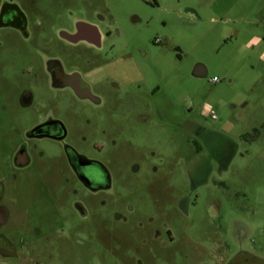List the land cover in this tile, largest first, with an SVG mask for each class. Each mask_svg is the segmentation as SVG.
<instances>
[{"label": "rangeland", "instance_id": "rangeland-1", "mask_svg": "<svg viewBox=\"0 0 264 264\" xmlns=\"http://www.w3.org/2000/svg\"><path fill=\"white\" fill-rule=\"evenodd\" d=\"M2 1L28 37L0 31V264L264 260V0ZM87 28L98 45L68 39ZM48 116L64 141L28 140ZM63 145L110 188L82 187Z\"/></svg>", "mask_w": 264, "mask_h": 264}, {"label": "flooded vegetation", "instance_id": "flooded-vegetation-1", "mask_svg": "<svg viewBox=\"0 0 264 264\" xmlns=\"http://www.w3.org/2000/svg\"><path fill=\"white\" fill-rule=\"evenodd\" d=\"M2 30H10L22 39L28 37L27 22L20 10L15 5L0 0V31ZM76 35L80 38L86 39L92 45L99 44L93 28H87L85 31H80L79 35L78 33ZM72 37L74 36L68 37V39L71 41L78 40V37L75 36L76 39H72ZM49 72L55 85H58L59 87H69L79 96V98L92 100L89 88L80 80L77 74L65 75L61 70L59 63L55 60L51 61ZM139 80V78L134 80L137 88H140ZM157 90L158 87L156 86L151 88L150 92L154 94ZM94 101L96 102L95 99ZM26 137L28 140L39 141L41 139H49L61 144L66 138V131L61 122L48 116L45 117L42 122L28 130ZM63 152L69 168L82 187L91 193L104 191L110 188V175L102 163L77 154L66 145H63ZM12 164L15 168L20 169L29 164V158L24 146L17 149L13 154ZM75 207L81 217H86V212L81 204L78 203ZM114 217L115 220L125 222V218H121L120 215L116 214ZM158 236L159 232L156 231L155 237ZM4 240L6 243L3 245L7 247L9 251L13 249L12 244L8 240ZM226 264H264V260L253 256L250 253H244L241 251L236 253L231 259L226 260Z\"/></svg>", "mask_w": 264, "mask_h": 264}, {"label": "crops", "instance_id": "crops-1", "mask_svg": "<svg viewBox=\"0 0 264 264\" xmlns=\"http://www.w3.org/2000/svg\"><path fill=\"white\" fill-rule=\"evenodd\" d=\"M263 38H264V37H263ZM260 40H261L260 38L255 37V38L252 40V43H253V44H258ZM263 40H264V39H263ZM202 70L204 71L203 68H202Z\"/></svg>", "mask_w": 264, "mask_h": 264}, {"label": "built area", "instance_id": "built-area-1", "mask_svg": "<svg viewBox=\"0 0 264 264\" xmlns=\"http://www.w3.org/2000/svg\"><path fill=\"white\" fill-rule=\"evenodd\" d=\"M212 81H213V82H215V81H216V79H213ZM211 118H214V115H213V114L211 115Z\"/></svg>", "mask_w": 264, "mask_h": 264}, {"label": "water", "instance_id": "water-1", "mask_svg": "<svg viewBox=\"0 0 264 264\" xmlns=\"http://www.w3.org/2000/svg\"><path fill=\"white\" fill-rule=\"evenodd\" d=\"M75 36H76V37H78L77 35H75ZM75 36H74V37H72V39H76V38H75ZM77 39H78V38H77Z\"/></svg>", "mask_w": 264, "mask_h": 264}]
</instances>
